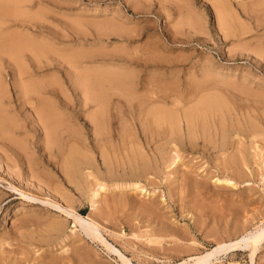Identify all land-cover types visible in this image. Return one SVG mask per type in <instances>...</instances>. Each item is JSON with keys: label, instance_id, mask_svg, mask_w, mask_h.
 Listing matches in <instances>:
<instances>
[{"label": "rangeland", "instance_id": "obj_1", "mask_svg": "<svg viewBox=\"0 0 264 264\" xmlns=\"http://www.w3.org/2000/svg\"><path fill=\"white\" fill-rule=\"evenodd\" d=\"M4 1L21 4V14L6 17L0 27L7 36L37 45L44 43L53 51L49 56L56 57L55 52L58 56L60 52L80 55V66L72 67L73 76L69 80L66 77L62 86L70 99L76 98L71 103L83 124L94 105L89 100L84 105L83 98L74 96L81 94L82 88L73 78L76 71L93 68L103 69V76L108 71L117 76L131 75V90L120 81L118 91L113 92L106 82L92 86L110 95L111 135L117 133L120 122L137 129L128 105L142 100L146 91L159 85L167 95L177 92L187 99L218 98L227 125L230 120L240 122L243 134H233L224 148L179 150L175 158L178 163L171 160L175 152L167 153L166 161L158 162L148 180L135 182L136 189L128 186L131 182L106 181L103 189L95 187L98 195L90 200L85 188L89 186L84 185L80 192L69 186L71 208L84 219L93 218L104 241L130 264H192L198 254L253 231L264 221V0ZM219 17L224 18V25L216 20ZM22 52L17 58L0 54V104L18 125L19 130L15 129L12 136L25 144L22 154L32 160V171L52 177L54 169L44 162L45 154L28 143L32 136L30 113L23 104L19 85L29 77L20 80L18 72L25 70L33 79L57 78L60 84L62 77L53 65L36 72L26 51ZM130 93L132 99L127 95ZM248 117L258 128L255 133L245 132ZM217 118L216 113L209 115L210 121ZM77 127L76 131L92 139L91 129ZM8 143L0 139L2 165L4 153L10 156L9 162L13 161V147ZM93 157L100 162L96 154ZM230 160L238 162L231 165ZM19 169L28 174L25 163ZM0 174L8 178L6 171ZM6 185L1 181L0 264H126L100 240L84 235L72 217L40 202L28 204ZM23 185V190L29 186ZM31 190L45 197L46 191L31 186L29 194H33ZM19 205L23 210L17 211ZM57 222L59 226H55ZM145 230L163 241L142 244L143 240L133 239L132 234ZM249 250L222 252L202 264H250ZM251 264H264V241L258 245Z\"/></svg>", "mask_w": 264, "mask_h": 264}, {"label": "bare ground", "instance_id": "obj_2", "mask_svg": "<svg viewBox=\"0 0 264 264\" xmlns=\"http://www.w3.org/2000/svg\"><path fill=\"white\" fill-rule=\"evenodd\" d=\"M138 1L142 2L143 0ZM156 2L158 3V1ZM138 4L137 2V5ZM18 6L0 0V27L4 23L6 17L15 15V13L21 14ZM215 10L218 9L215 8ZM219 12H222V10L217 13ZM220 17L216 20L219 21L218 23L220 25H224V18L222 19ZM108 23L110 24V22ZM112 24L110 25L111 27ZM70 25L72 26V24ZM75 27L77 31L78 28L77 26ZM103 27H105V25H103ZM107 27L108 26H106V28ZM105 29L103 28V30ZM22 51H26L25 53H27L26 57L29 60V64H33L32 66L34 69L36 68V72L37 69L41 67L53 65V69L59 72L62 77L60 84V80L58 81L57 78L33 79V77H30L32 75L26 73L25 70H19L18 72L19 79L29 77L27 82L19 85V92L21 93L23 104L28 106L30 113L28 115V120L31 124L30 130L32 136L28 143L30 142L31 146L40 149L42 153L45 154L44 157L46 159H44V162L49 168L54 169V172L51 177L49 176L50 174L48 173V175L46 172L45 175L42 173H40L42 174L40 175L32 171L34 166L31 163L32 160L22 154L25 149V144L13 139V134L16 133L14 130H19L18 125L11 117L9 119V115L6 113L7 111H5L0 104V139L9 142L11 147H13L10 151L13 156V161L9 162L10 156L4 153L3 159L5 162L3 161V163H5V165L0 164V173L6 171V175H8V178H5L6 176L4 177V175L0 174V183L1 181L6 182V186L18 192L17 194H20L22 199H26V203L28 204L33 205L36 202H40L42 205L50 206L58 212L72 217L74 223L79 225L84 235L91 239L100 240L109 251L116 253L120 260L126 264H130L117 250L104 241L98 231L100 227L96 226L97 224L92 221L93 218L91 219L89 217L88 219H84L71 208L69 204L71 200V194L68 193L69 186L73 185L78 192L82 191V189L84 190V185L89 186L85 188H88L86 192H88L90 200L95 195H98V189H103L105 187L103 183L106 181L113 183L131 182L132 184L128 186L136 189L138 184H135V182L140 180V178H145L146 180L149 175L153 174V171L157 168L158 162H163L166 154L169 152H175V155L172 154V157L173 155L174 157H171V160L176 161L177 159L175 158L179 150H194L200 147L203 152L209 148L226 147V145L230 144L233 134L243 132L239 120H230V126H228L229 124L226 122V118L220 109L222 102H220L218 98L212 96H199L198 98L187 99L184 98V96H180L177 92H172L171 95H167L163 86L159 85V87L156 88V86L153 87L150 82L151 84L149 83V85H151L153 89L144 86L149 89L146 91L147 95H145V98L134 105L132 103L128 105L129 110H127L129 114H131L132 119L137 123V129H133L132 126L130 127L127 122H120L121 124L118 127L119 129H117V133L111 135V131L109 130L110 127L108 126L110 95L108 93H101L99 90L96 91V87L92 86L100 82H106L110 87L108 90L113 92L118 89L117 84H119L120 81L130 89L131 84L128 82L131 80V75L117 76L113 74V71H108L107 76H103V74L106 73H102L103 69L99 68H93L89 71H76V73H74V82L79 86L81 85L82 88V90H79L81 94L74 93V96H77L78 99L83 98L84 105L87 104L88 100L94 105V111L88 114V121L83 124L80 122V117L78 115L75 116L76 108L73 106L74 103H71V100L76 101V98L73 97L70 99L67 94V88L62 86L66 84V77L69 80V78L73 76L72 67L77 68L80 66L78 60L80 55L68 53L64 55V52H60L59 54H61V56H58L55 52L54 54L56 57L49 56L48 53L53 52L50 46L48 47L44 45V43L40 45H37V43H29L25 39H20V37L10 38L0 29V54L17 58ZM58 58H60V60ZM154 84L156 83H153V85ZM144 87H142L143 90H145ZM127 95L130 98L132 97V93ZM214 113L218 115V118L215 121H210L209 115ZM247 122L248 125H246L247 128L245 132L255 133L258 131L251 117H248ZM75 126H81L82 129H91L92 139L89 140V135L86 133L76 131L78 127L74 129ZM92 153L100 158L99 163L95 161ZM3 159H1V161ZM172 162L173 161H170V164ZM237 162L238 160H230L229 164L234 165ZM21 163H25L27 169L24 170H27L29 176L26 171L25 173L27 175L22 173L23 169H19L20 165H22ZM176 163L178 162L176 161ZM173 164H175V162H173ZM35 167L34 169L37 168ZM20 184L29 185L30 189L32 186L37 187L38 191H46L45 197L37 195L38 192L34 193L37 190H31L33 194H29V186L26 188L24 187L25 185H23V187L26 188L23 190L20 188ZM97 185L99 188L96 190L95 187ZM119 186L122 185L118 184L117 187ZM80 194L82 195V192ZM20 209L23 210L20 205L17 206V211ZM130 225L133 226V224ZM55 226H59V223H55ZM132 237L137 242L143 240L144 242L142 244L145 242L160 244V242L163 241L161 237L151 236L150 232L147 230L140 234H132ZM262 241H264V221L253 231L243 233L234 240L219 242L204 254L193 256L192 264L206 263L211 261L212 258L215 259L216 255L222 252L242 249H250L249 256L252 263L253 255ZM137 244L138 243H136V245ZM151 248L149 250H151ZM168 250L169 248L167 251Z\"/></svg>", "mask_w": 264, "mask_h": 264}]
</instances>
